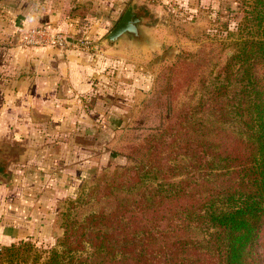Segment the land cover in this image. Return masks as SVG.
Returning a JSON list of instances; mask_svg holds the SVG:
<instances>
[{
	"label": "trees",
	"instance_id": "trees-1",
	"mask_svg": "<svg viewBox=\"0 0 264 264\" xmlns=\"http://www.w3.org/2000/svg\"><path fill=\"white\" fill-rule=\"evenodd\" d=\"M242 7V35L194 105L93 188L105 206L67 217L47 251L4 247L0 264L31 251L33 264H264V0Z\"/></svg>",
	"mask_w": 264,
	"mask_h": 264
},
{
	"label": "crops",
	"instance_id": "crops-1",
	"mask_svg": "<svg viewBox=\"0 0 264 264\" xmlns=\"http://www.w3.org/2000/svg\"><path fill=\"white\" fill-rule=\"evenodd\" d=\"M133 1L0 0L1 244L40 234L36 213L42 197L54 191L44 184L61 178L57 188L67 190L71 179L56 167L64 151L82 147L76 139L85 134L98 132V143H104L115 129L110 121L94 123L106 110L100 115V103L89 108L84 101L98 95L104 66L121 63L113 55L126 44L110 47L98 39ZM40 26L89 44L68 50L23 47L21 34Z\"/></svg>",
	"mask_w": 264,
	"mask_h": 264
},
{
	"label": "rangeland",
	"instance_id": "rangeland-1",
	"mask_svg": "<svg viewBox=\"0 0 264 264\" xmlns=\"http://www.w3.org/2000/svg\"><path fill=\"white\" fill-rule=\"evenodd\" d=\"M134 5L143 18L140 26L148 43L136 46L124 41V49L113 55L121 63L104 66L98 95L84 101L89 108L100 103L104 107L100 115L106 110L105 117L92 118L94 123L110 121L115 129L108 130L104 143H98L100 135L95 132L76 139L82 147L64 151L66 157L56 167L71 178L68 189L57 188V183L63 184L61 178L46 182L44 186L54 191L42 197L36 213L40 234L11 245L24 242L33 250L47 251L62 236L67 217L83 219L104 207L102 200L91 196L93 188L108 182L114 171L136 166L134 151L169 125L173 111L194 105L202 74L213 77L230 56L246 17L242 0H137ZM118 21L110 22L107 31ZM11 245L0 243V251ZM29 254L33 264L34 253Z\"/></svg>",
	"mask_w": 264,
	"mask_h": 264
},
{
	"label": "water",
	"instance_id": "water-1",
	"mask_svg": "<svg viewBox=\"0 0 264 264\" xmlns=\"http://www.w3.org/2000/svg\"><path fill=\"white\" fill-rule=\"evenodd\" d=\"M142 20V16L135 9L134 2L130 3L114 28L103 37L102 43L110 47L120 45L124 41L136 46L147 44L148 39L140 26Z\"/></svg>",
	"mask_w": 264,
	"mask_h": 264
},
{
	"label": "built area",
	"instance_id": "built-area-1",
	"mask_svg": "<svg viewBox=\"0 0 264 264\" xmlns=\"http://www.w3.org/2000/svg\"><path fill=\"white\" fill-rule=\"evenodd\" d=\"M21 45L25 48H55L68 50L72 47L88 45L87 41H72L63 31L49 26L32 27L26 29L20 37Z\"/></svg>",
	"mask_w": 264,
	"mask_h": 264
}]
</instances>
